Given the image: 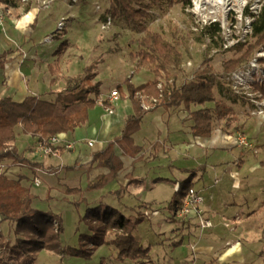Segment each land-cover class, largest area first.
Returning a JSON list of instances; mask_svg holds the SVG:
<instances>
[{
  "label": "crops",
  "instance_id": "crops-1",
  "mask_svg": "<svg viewBox=\"0 0 264 264\" xmlns=\"http://www.w3.org/2000/svg\"><path fill=\"white\" fill-rule=\"evenodd\" d=\"M20 3L21 0L17 6H4L7 12L6 24L4 29L0 28V55L9 52L5 56L4 64L0 66V95L11 96L19 102L28 95L45 98L42 95L53 96L54 91H58L51 83L54 77H51L49 70L51 57L35 46H31L28 52L19 38V35L23 37L20 33L22 32V28L19 27L20 22L23 19H32L33 13L38 10L30 7L34 3H21L22 5ZM154 79L155 76L139 84ZM131 82L136 85L134 81ZM222 86L219 85V92L218 94L215 92V96L235 108L237 120L229 127L224 121H216L209 137L194 136L192 131L194 121L190 110H196L200 106H191L190 110L184 107L166 110L162 106L155 105L147 109L139 131L133 135L135 143L142 146V151L133 157L123 154L122 149L115 145V151L124 163L123 170L115 180H119L120 186L125 187L129 179L128 174L132 173L141 181L129 185L120 195L115 196L122 202L129 194L138 202L137 206L145 207L154 200L147 201L141 194H144L147 188L155 189L157 180H169L173 190L176 191L179 184L194 173V177L197 178L196 180L193 178L192 187L200 191L204 197L203 203L199 206L202 214L193 212L187 218H177L178 224L174 230L178 232L173 236V241L179 243L181 240H188V249L194 251L197 256L193 264L245 262L256 264L257 256L264 264L261 255L264 248V227L263 229L250 227L253 220L264 214V167L261 164L264 161V118L256 119L250 116L248 101L233 95ZM123 90L124 96L121 94L120 99L112 106L113 113L107 112L108 106L98 103L89 111V119L85 124L75 128L74 131L61 133L63 141L57 146L56 154L53 156L39 152L40 142L37 138L21 132L15 144L19 152L32 161L42 163V168L34 174L28 167L14 166L7 162L3 164L0 172L6 171L5 173L14 179L25 176L26 179L23 181L25 185L29 184V181L32 182L33 176L41 178L40 171L44 170L56 171L58 175H61L63 170H66V173L75 171L77 174L87 172L89 175L92 174L94 180L100 174L107 173L108 169L97 166V162H93V157L96 152L103 150L110 141L121 135L127 117L135 112L134 105L127 96L125 85ZM104 94L103 89L101 98ZM213 105V103L207 104L210 107ZM18 131H21V127ZM243 132L257 143L259 149L257 153L238 145L236 135ZM92 140L94 144L90 146L89 141ZM66 143H72L74 147L67 149ZM59 158H68L72 164H63ZM165 170L168 174L164 175L162 172ZM49 181L51 182V180L42 181L48 193L44 199L49 197V192L55 190ZM112 183L92 192L113 194L120 188H111ZM40 185L37 186L41 187ZM31 186V191L38 198L40 195L34 192L36 186ZM131 187L137 189L131 191ZM73 196H77L75 200L79 199L78 194ZM103 196L92 201L87 198L88 204L105 202ZM63 197L72 198L71 195ZM37 198L35 201L38 200ZM105 203L109 204V202ZM168 204L164 207L167 208ZM246 208L248 209L245 210ZM200 217L209 219L213 225L202 227ZM4 225L9 224L0 223V230ZM203 257L206 258L204 261Z\"/></svg>",
  "mask_w": 264,
  "mask_h": 264
},
{
  "label": "trees",
  "instance_id": "trees-1",
  "mask_svg": "<svg viewBox=\"0 0 264 264\" xmlns=\"http://www.w3.org/2000/svg\"><path fill=\"white\" fill-rule=\"evenodd\" d=\"M19 1L0 0V5L17 6ZM181 1L183 0H113L108 10L110 17L125 21L135 31L143 34L138 41L140 51L135 57L137 68L151 70L155 79L139 85H135L130 79H125L123 84L117 86L124 96L123 86L126 85L127 96L132 101L135 112L127 117L121 135L94 154L93 162L108 169V172L100 174L89 183L87 188H66L68 195H79V199L72 201L75 205L87 201L83 197L86 190L101 189L119 176L124 163L115 151L116 144L122 149L123 154L129 156L134 157L142 151V146L135 143L133 135L139 131L143 116L147 112V109L143 108L144 102L148 103L150 108L158 105L166 110L180 107L190 110L191 106H200L196 110H190L194 121L192 126L194 136L209 137L216 121H224L229 127L237 120L235 108L215 96V88L219 87L221 82L217 79L210 60L208 58L204 60L202 67L195 71L191 81L177 83L168 68L180 61L182 53L177 45L162 33L146 26L153 9L164 6L171 8ZM184 2L188 3L189 0ZM206 33L215 39L216 36H220V27L211 26L207 28ZM252 36L253 42L245 41L232 48L235 56L222 63L224 71H234L244 62L249 61L257 50L264 49V5L253 23ZM214 42L221 46L219 42ZM62 44L63 46L58 50L60 53L65 50L68 42L64 40ZM8 53L6 51L0 55V66L4 64ZM59 60L60 57L56 59L54 65H49L54 75L58 73ZM54 82L53 77L51 83L54 85ZM103 84L102 80H97L95 66L89 65L82 74L69 77L66 88L54 91V99L28 95L19 102L11 96L0 95V169L3 164L10 162V165L28 167L36 174L43 165L19 152L15 145L18 134L22 132L32 135L38 142L43 143L52 136L74 131L88 121L89 111L98 103L110 106L108 101H101ZM259 88L264 93V86ZM67 101L70 109L63 111L62 106L68 104ZM209 103H213V107L207 106ZM19 127L21 131H18ZM261 164L264 167V161ZM5 172H0V223L7 222L14 237L4 236L0 230V264H34L37 254L42 250L55 254L63 253L64 246L60 240L64 233L62 216L52 210L44 211L35 205L37 195L31 191L32 182L27 185L23 183L25 176L14 179ZM132 175V173L128 174L127 185L115 191V194L120 195L129 185L141 181L136 177L131 178ZM193 178L194 173L181 182L173 193L174 196L167 206L173 218L183 206L184 199L193 186ZM84 217L93 230L87 238L88 243L93 246L91 249L113 242L118 250L116 259L119 262L129 260L138 264L153 263L150 246L143 245L134 234L139 222L146 218L144 214L126 215L118 207L101 201L95 205L87 202ZM263 254L264 250L261 252V255Z\"/></svg>",
  "mask_w": 264,
  "mask_h": 264
},
{
  "label": "rangeland",
  "instance_id": "rangeland-1",
  "mask_svg": "<svg viewBox=\"0 0 264 264\" xmlns=\"http://www.w3.org/2000/svg\"><path fill=\"white\" fill-rule=\"evenodd\" d=\"M21 3H34L30 7L38 9L33 13L32 19H23L19 24V27L22 28L20 33L23 35V37L19 35V38L25 48L28 52L31 50V46L39 48L41 52L45 51L48 57H51L52 65L60 57L57 75L51 72V77H56V83L53 86L56 90L66 88L67 79L82 74L89 65L95 66L97 80H102L104 83L105 94L101 98L102 101L106 99L112 88L121 83L123 84L126 78H130V81H134L137 85L154 77L151 70L137 68L135 57L140 51L138 41L143 36L142 33L135 31L125 21L113 17V24L107 29L104 28L106 16L111 15L108 10L113 0H79L77 3H72L71 0H56L52 4V8L48 9L40 7L38 0H29L27 3L21 1ZM188 4L189 2L183 0L171 8L166 6L156 7L152 10L151 18L146 22L149 29L162 33L169 41L175 43L182 53L180 61L168 68L170 74L177 79V83L191 81L195 71L202 67L204 60L207 58L210 60V65L214 68L215 73L220 74L224 71L222 63L235 56L233 49H223L214 42L217 41L221 44V36L212 39L204 30L202 32L192 30L194 19L188 14ZM26 7L27 5L24 6V8ZM64 18L66 19L65 28L58 31V22ZM48 36L54 39L48 41L46 39ZM64 40L68 44L65 50L60 53L58 50L60 46H63ZM248 41L253 42V36L248 38ZM33 43H36V45ZM189 62L191 65H188ZM223 86L232 92L228 87ZM218 88H215L217 94L219 92ZM125 89H127L126 85ZM42 96L47 99L55 98V95ZM67 102L68 104L62 106L63 111L70 109L69 101ZM249 114L252 116L251 113ZM252 117L256 119L264 118ZM54 154H56V151ZM59 159L63 164H72V161H69L68 158ZM40 173L41 187L34 184L35 178H31L32 184H30V187H32L31 185L36 186L34 192L40 195L37 198L38 200L35 201V205L44 211L52 210L62 216L64 233L60 240L64 246V252L55 254L42 250L37 254L34 264H138L129 260L123 263L119 262L116 259L118 250L113 242L104 243L91 249L93 246L88 243L87 238H89L90 233H93V230L88 225L89 221L84 217L88 201L75 205L72 201L77 196L62 199L64 195L70 196L65 191L67 186L87 188L89 183L94 180L92 174L89 175L87 172L77 174L75 171L66 173V170H63L61 175H58L59 173L56 171L48 172L46 170L40 171ZM162 173L165 175L168 174V171L165 170ZM51 174L53 176H50ZM136 176L133 175L131 178ZM196 178L194 177V180ZM44 180H51L49 184H52L55 189L53 192H49L50 195L46 199L44 198L48 193L45 189L46 186L42 185ZM57 181L59 182L57 183ZM170 184L169 180L159 179L155 189L147 188L144 194L140 193L142 197H145V200H154L150 205L147 203V207L137 206L136 203L138 202L129 194L122 202L116 197L117 194L108 195V192L86 190L83 197L92 201L104 195L105 202L117 206L119 210H124L126 215L138 216L144 214L146 218L139 222L134 234L143 245L150 246V255L154 260L153 264H193V260L197 256L194 251L191 250V252L188 249V240H181L179 243L173 241V236L178 232L174 230L178 221L176 217L173 220L171 212L164 207L175 193L173 186ZM111 185V188H122L119 180H115ZM132 189L137 188L131 187V191ZM262 215L253 220L250 227H264V214ZM1 232L4 236L11 235L14 237L9 225H4ZM192 249H194V246ZM205 259L203 257V261ZM255 260L256 264H262V259L258 256Z\"/></svg>",
  "mask_w": 264,
  "mask_h": 264
},
{
  "label": "built area",
  "instance_id": "built-area-1",
  "mask_svg": "<svg viewBox=\"0 0 264 264\" xmlns=\"http://www.w3.org/2000/svg\"><path fill=\"white\" fill-rule=\"evenodd\" d=\"M27 3L29 0H21ZM40 7L48 9L56 0H38ZM72 3H77L79 0H71ZM264 5V0H226L225 2L215 0H190L188 4V14L193 19L192 30L206 32L207 28L211 26L220 27V36L222 39L221 48L232 49L236 45L247 42L248 38L253 33V23ZM100 8V6H99ZM104 28H109L113 24V19L110 15L106 16ZM7 13L4 5H0V28L4 29L6 24ZM66 19L58 22V31L65 28ZM48 41L52 39L51 36L46 38ZM188 65H191L189 62ZM217 79L228 87L233 95L248 101L250 105V113L255 117H264V93L259 86H264V49H260L251 60L241 65L231 72L222 71L216 74ZM121 93L117 87L111 89L109 95L104 101H108L110 106L106 108L108 113H113V104L120 99ZM102 101V100H101ZM145 109H150V105L143 103ZM237 136V143L240 147L250 149L255 153L258 152V146L250 136L239 133ZM63 141L60 134L52 136L44 142L40 143L38 151L45 155H51L55 152V147L60 145ZM94 141H89L92 146ZM66 148L74 147L72 143H66ZM39 177L35 178L34 184L40 185ZM204 201L203 195L196 188L191 187L183 206L176 212V218H187L191 213L201 215L202 210L199 207ZM200 225L202 227H210L213 223L209 219L200 217Z\"/></svg>",
  "mask_w": 264,
  "mask_h": 264
},
{
  "label": "bare ground",
  "instance_id": "bare-ground-1",
  "mask_svg": "<svg viewBox=\"0 0 264 264\" xmlns=\"http://www.w3.org/2000/svg\"><path fill=\"white\" fill-rule=\"evenodd\" d=\"M216 2H219V1H223V2H225L226 0H215ZM234 1H236V0H234Z\"/></svg>",
  "mask_w": 264,
  "mask_h": 264
}]
</instances>
